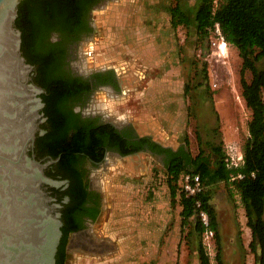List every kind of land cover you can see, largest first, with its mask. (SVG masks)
<instances>
[{
    "label": "rangeland",
    "instance_id": "374dc122",
    "mask_svg": "<svg viewBox=\"0 0 264 264\" xmlns=\"http://www.w3.org/2000/svg\"><path fill=\"white\" fill-rule=\"evenodd\" d=\"M177 2L190 15V25L172 27L169 7ZM199 2H107L96 14L87 58L96 67L114 66L123 78L122 93L109 105L111 119L118 116L172 148L188 139L193 155L201 146L211 155L209 145L221 142L230 158L243 151L252 117L242 97L243 59L217 29L199 38L194 23ZM221 49L225 58L217 54ZM257 64L264 69V58ZM245 77L251 79L249 70ZM167 177L165 163L147 152L119 158L99 174L103 211L92 235L105 249L75 248L68 264H200L196 219L182 225L179 197L172 203ZM210 192L222 263L258 264L240 193L231 181L213 184ZM203 241L212 264H218L214 236L204 235Z\"/></svg>",
    "mask_w": 264,
    "mask_h": 264
},
{
    "label": "flooded vegetation",
    "instance_id": "af4514ba",
    "mask_svg": "<svg viewBox=\"0 0 264 264\" xmlns=\"http://www.w3.org/2000/svg\"><path fill=\"white\" fill-rule=\"evenodd\" d=\"M78 1L81 7L72 20L65 21L60 13L46 16L36 31L41 38L36 54L41 62H48L47 73L53 75L54 85L63 91L53 94L47 104L43 99L47 90L42 86L46 120L40 123L34 146L29 150L46 165V175L58 181L57 185L43 187L61 204L62 230L63 227L73 229L68 235L66 264L75 248L105 249L92 235L103 211L104 197L98 175L115 160L140 152L157 156L164 163L167 157L166 152L151 151L148 144H144V149H133L143 136L157 140L149 133L140 134L130 122L117 121L118 116L110 118L113 109L109 105L122 93L123 78L114 66L96 67L87 58V44L97 30L96 14L113 0ZM31 64L34 65L33 81L39 84L35 77L39 75L40 65ZM49 104L53 119L45 112ZM124 150L128 151L124 153ZM96 210L98 215L93 217Z\"/></svg>",
    "mask_w": 264,
    "mask_h": 264
},
{
    "label": "trees",
    "instance_id": "16d2710c",
    "mask_svg": "<svg viewBox=\"0 0 264 264\" xmlns=\"http://www.w3.org/2000/svg\"><path fill=\"white\" fill-rule=\"evenodd\" d=\"M80 4V6H79ZM81 7L78 0H22L19 4L17 26L22 31L23 54L30 63L40 65L39 75L35 77L39 85L46 88L47 93L43 99L48 104L52 101L51 96L61 94L62 89L54 85L52 74L46 69L48 62H41L37 47L41 43L37 29L40 30L44 17L58 13L64 16L65 21H70L77 16ZM171 25L177 28L180 25L191 24V17L177 2L169 7ZM199 38L205 39L211 31L216 30L219 24L221 36L239 50L243 59L241 69L242 97L246 105L252 111V117L248 122L249 136L243 145V163L238 166H228L225 161V151L220 143L212 142L209 145L210 154L200 147L198 154L193 155L186 139L177 148L164 147L150 137L143 136L136 143L134 150L144 149L148 144L154 153L166 152L165 167L167 168V183L170 188L172 203L177 201L182 207V225L185 226L195 218V230L199 234L198 255L200 264H212L210 254L203 241L204 233L210 229L214 233L218 253V264L222 263L220 254V232L216 209L211 203L210 186L218 182L231 181V174H244L243 178L232 180L241 196L244 205L247 224L252 230L253 239L250 243L258 264H264V69L259 68L257 62L264 58V0H200L194 15ZM249 70L252 74L250 80L246 76ZM189 85L185 89L189 91ZM62 90V91H61ZM61 91V92H60ZM46 94H50L46 96ZM45 112L54 118V112L49 107ZM217 121H219L218 113ZM199 141L200 134H197ZM128 150H124V153ZM214 158V159H212ZM184 172L197 173L200 175L205 189L199 194L202 201V209L209 217L207 227L198 215L195 198L186 196L180 187V177ZM98 210L93 217L98 215ZM63 227L64 236L58 248L57 264H66V245L69 231Z\"/></svg>",
    "mask_w": 264,
    "mask_h": 264
},
{
    "label": "water",
    "instance_id": "95a60500",
    "mask_svg": "<svg viewBox=\"0 0 264 264\" xmlns=\"http://www.w3.org/2000/svg\"><path fill=\"white\" fill-rule=\"evenodd\" d=\"M21 1L0 0V264H57L61 204L43 186L58 181L29 153L46 120L45 89L23 54Z\"/></svg>",
    "mask_w": 264,
    "mask_h": 264
},
{
    "label": "built area",
    "instance_id": "2783aa9c",
    "mask_svg": "<svg viewBox=\"0 0 264 264\" xmlns=\"http://www.w3.org/2000/svg\"><path fill=\"white\" fill-rule=\"evenodd\" d=\"M216 29L218 32L220 31L219 24H216ZM225 161L227 162L228 166L232 167H238L243 163V151H240L236 156L231 155L230 158H225ZM244 174L238 173V174H231L230 180H235L239 178H243ZM180 187L181 190H183L188 197H194L195 203L198 211V215L203 221V223L208 227L209 226V217L205 210L202 209V201L199 198V194L204 191L205 186L203 185V182L201 180V177L197 173H191V172H184L181 174L180 177ZM204 235L207 236H213L214 233L212 230L207 229Z\"/></svg>",
    "mask_w": 264,
    "mask_h": 264
},
{
    "label": "bare ground",
    "instance_id": "6f19581e",
    "mask_svg": "<svg viewBox=\"0 0 264 264\" xmlns=\"http://www.w3.org/2000/svg\"><path fill=\"white\" fill-rule=\"evenodd\" d=\"M225 53V54H224ZM218 55L222 56V58L226 57V52L224 50H220V53H217Z\"/></svg>",
    "mask_w": 264,
    "mask_h": 264
}]
</instances>
